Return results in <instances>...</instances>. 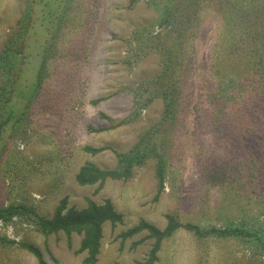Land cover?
<instances>
[{"label":"rangeland","instance_id":"374dc122","mask_svg":"<svg viewBox=\"0 0 264 264\" xmlns=\"http://www.w3.org/2000/svg\"><path fill=\"white\" fill-rule=\"evenodd\" d=\"M154 1L158 0H76L58 32L56 50L36 98L29 107L17 99V113L25 114L24 119L0 129V207L26 205L38 216L51 218L63 199L68 207L81 210L90 198L98 204L112 201L123 215V223L104 225L98 264H137L146 258L154 243L147 233L125 241L120 237L142 219L160 229L167 225V214L202 227L239 222L236 207L216 215L215 203L222 195L223 182L240 187L234 174L238 166L231 156L242 153V142L232 145L212 134L200 135L199 144L194 124L188 131L182 125L184 131L174 133V162L158 201L154 159L136 167L130 179H108L101 188L77 182L78 172L87 163L103 170L118 168L117 154L129 152L161 119L164 103L150 94L149 84L159 72V57L151 54L136 64L128 52L133 32L159 20L161 13ZM26 4L27 0H0V48ZM217 11L208 6L204 13L199 60L209 55L208 48L216 42L222 23ZM35 64H30L32 70L23 78V86L33 80ZM195 77L191 72V82ZM189 111L182 118L186 123L193 121ZM86 147L105 150L95 155L86 152ZM204 148L214 160L212 165L204 164L209 159ZM34 222L32 215L0 220V264H39L24 245L39 248L45 264H84L86 254L79 253L81 235H44ZM250 247L236 238L200 240L180 231L163 242L156 264H230L253 257Z\"/></svg>","mask_w":264,"mask_h":264},{"label":"trees","instance_id":"16d2710c","mask_svg":"<svg viewBox=\"0 0 264 264\" xmlns=\"http://www.w3.org/2000/svg\"><path fill=\"white\" fill-rule=\"evenodd\" d=\"M75 2L27 0L24 14L0 48L1 130L24 119L25 114L17 113V99L22 98L25 100L23 105L29 107L36 98L48 60L56 50L58 32L62 31ZM154 2L161 13L159 20L133 32L128 52L136 64L151 54L159 57V72L149 84L150 94L161 98L164 103L161 119L129 152L117 154L118 168L103 170L94 163H87L78 172L77 182L83 186L99 184L101 188L108 179H130L136 167L154 159L158 181L155 200L158 201L165 192L174 162V133L184 131L182 125L188 131L194 124L193 135L199 144L200 135L214 134L232 145L239 140L242 153L231 158L238 166L234 174L235 179L241 181L238 182L240 187L223 182L220 186L226 190L222 189V195H218L215 203L216 215L231 206L236 207L239 222L202 227L194 222H181L176 215L167 214L164 229L142 219L120 237L125 241L144 232L148 234L147 239L154 241L146 258L137 264H156L163 242L180 231L193 233L200 240L236 238L248 242L253 257L230 264H264V219L261 220L264 211H258L264 208V0ZM208 6L219 10L222 23L216 42L208 48L209 55L199 60L198 42L203 36V16ZM32 61L37 63L33 80L23 86V78L32 70ZM191 72L197 74L192 82ZM190 90L197 93L190 94ZM187 102L193 121L186 123L182 118L187 111ZM199 104L201 108L197 109ZM215 142L208 140L209 144ZM104 150L85 148L86 152L95 155ZM204 150L209 157L204 164L212 165L214 160L206 148ZM86 202L87 206L79 210L68 207L67 199H63L51 218L38 216L26 205L0 207V220L10 222L15 217L32 215L35 227L44 235L65 233L71 238L77 233L82 236L79 253L86 254L84 264H98L104 225L107 222L113 226L123 223V215L110 200L98 204L86 198ZM137 245L135 243L134 247ZM24 247L36 256L39 264H45L39 248L33 245Z\"/></svg>","mask_w":264,"mask_h":264}]
</instances>
